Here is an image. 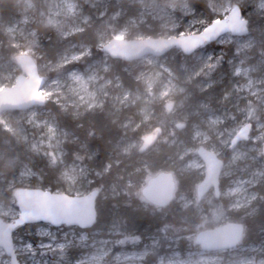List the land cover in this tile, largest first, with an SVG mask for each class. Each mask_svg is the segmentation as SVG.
Instances as JSON below:
<instances>
[{
    "label": "rangeland",
    "instance_id": "rangeland-1",
    "mask_svg": "<svg viewBox=\"0 0 264 264\" xmlns=\"http://www.w3.org/2000/svg\"><path fill=\"white\" fill-rule=\"evenodd\" d=\"M14 2L18 18L10 24H0L11 36L13 46H29L33 54H38L43 38L38 31L40 26L51 28L60 45L56 59H45L41 66L45 73L49 72L42 90L46 99L74 118L103 113L122 130L114 161L116 166L125 162L121 170L128 173L118 175L116 183L108 189L98 187L102 188L100 196L126 195L130 203L137 199L147 209L150 204L141 190L151 177L161 172L150 173L138 154L158 152L165 143L174 146L168 169L175 178L193 173L202 179L206 168L197 154L201 146L228 158L219 198H215L213 191L199 202L195 189L194 196L181 194L172 200L181 210L196 204L188 217L190 222H195L192 228L196 229L174 227V233L169 236L167 229L161 230L160 235H150L146 230L134 233L121 222L107 224L105 230L86 231L43 223L35 231L25 230L17 236L15 252L20 262L145 264L162 246V252L152 264H264V227L256 234V237L260 234L259 242L257 239L244 244L242 239L237 248L227 251H203L195 243L199 232L207 229L208 224L215 227L238 220L246 226L244 221L257 212L258 195L264 190L263 41L251 34L243 37L228 34L186 58H176L181 50L163 57L146 56L125 62L127 65L122 70L127 74L126 79L117 73L115 60L104 52L113 38L154 37L147 36L142 28L158 31L155 38L200 33L210 23L225 18L237 3L244 4L245 19L256 18L254 29L260 33L264 0ZM194 3L199 6H193ZM84 32H88L87 36L80 39L78 35ZM24 53L29 52L20 54ZM175 62H180L179 70L173 66ZM18 70L14 57L6 58L0 47V90L10 84L14 86L22 74ZM168 104L174 105L171 111ZM164 115L169 116V123L167 130L162 131L157 124L166 120ZM178 123L184 127L177 128ZM246 123L254 124L250 139L232 149L235 133ZM0 130L2 136L9 133L14 144L13 158H8L5 169L0 171V216L4 219L20 215L12 194L15 189L55 190L43 184V165L51 167L58 177L55 191L71 196L89 193L94 175H101L88 164L87 156L93 153L85 146H80L82 154L68 157L69 145L77 139L46 107L5 111L0 118ZM147 136H152L153 141L146 152H141ZM0 155L1 159L6 158ZM251 235L255 237L254 233ZM0 264H11L1 247Z\"/></svg>",
    "mask_w": 264,
    "mask_h": 264
},
{
    "label": "water",
    "instance_id": "water-1",
    "mask_svg": "<svg viewBox=\"0 0 264 264\" xmlns=\"http://www.w3.org/2000/svg\"><path fill=\"white\" fill-rule=\"evenodd\" d=\"M231 34L233 37L246 36L249 34L248 20L242 15L240 5L237 4L230 11L227 18L218 19L210 23L207 28L190 35L177 36L174 38H144V39H116L113 38L104 47L113 60L132 62L141 60L146 56L163 57L172 52L174 48L181 50L184 54L192 55L198 48L205 47L210 43H216L220 37ZM15 62L22 74L16 78L14 86L5 87L0 90V118L5 111H25L26 109L41 106L45 107L48 99L42 90L46 85L47 78L41 75L36 59L28 54L15 56ZM174 105L168 104V111ZM178 123L177 128H183ZM253 130L251 123H246L236 132L232 139V149L238 144L250 139ZM153 141L152 136H147L141 152ZM198 157L204 162L206 173L202 181L196 186L197 201L202 202L203 198L212 191L216 197L220 196V181L224 169V160L212 150L201 146L198 149ZM264 154V148H263ZM177 180L171 172H161L159 175L148 180L141 192L144 200L155 206L167 207L176 195ZM101 189L90 191L84 196H71L65 193H54L44 189H23L15 192L17 206L20 208V218L16 223L6 224L0 217V247L10 257L12 264L19 262L18 254L15 252V245L11 238V231L21 223H54L62 226H75L90 228L96 224L97 199ZM31 201V204H30ZM35 202V204H33ZM35 207L30 212L29 207ZM244 225L239 222H229L224 225L204 229L199 232L195 243L203 251L216 252L227 251L236 248L244 235ZM3 233L6 236H3Z\"/></svg>",
    "mask_w": 264,
    "mask_h": 264
},
{
    "label": "trees",
    "instance_id": "trees-1",
    "mask_svg": "<svg viewBox=\"0 0 264 264\" xmlns=\"http://www.w3.org/2000/svg\"><path fill=\"white\" fill-rule=\"evenodd\" d=\"M192 2V1H191ZM237 2V1H236ZM193 3V2H192ZM199 4V3H198ZM197 3L192 4L193 6H199ZM238 4V3H237ZM242 7V14L245 15L244 4H239ZM206 6V5H204ZM18 7L14 0H0V24H10L16 17L18 18L19 14H17ZM248 26H249V34L255 36L258 41H263L264 45V21H260L261 31H255L254 25L256 18L253 16L248 18ZM213 20H211L212 22ZM39 33L43 35L41 41V47L37 49L38 54H33L29 46L23 47H16L13 46V42L11 40V36L5 31L4 26H0V47L1 51L3 52L6 58L10 60L16 58V55H19L23 51L28 50V54L34 59H36L38 67L40 68L41 75L45 76L49 74V72H44L42 70V63L45 59L55 60L57 57V53L60 50V45L58 43V39L56 34L53 30L49 27H42L38 28ZM145 31V34L149 37H157L158 31L148 30L142 28ZM88 32H84L79 34V38H85ZM248 34V36H249ZM133 37V36H131ZM130 37V38H131ZM213 43L208 44L205 47L198 48L197 51L207 48L208 46H212ZM264 48V47H263ZM30 49V50H29ZM33 50V49H32ZM174 50H179L174 48ZM174 50L173 54H174ZM182 52V51H181ZM190 55L182 53H178L176 58L179 57H189ZM115 64V68L117 73L123 75V78L126 79L125 72H123L122 68L127 64L123 61L115 60L113 62ZM180 62L173 63V66L176 70H179ZM17 73H20L18 70ZM11 87V84H10ZM193 101V99H192ZM46 109L51 110L56 116L57 120L60 121L61 125L66 129L72 132L73 136L77 139L75 143H71L69 145V158L72 155H79V153H83L84 151L80 150V146H85L86 150L89 153H93L87 156V162L93 171L99 172L101 175H97L93 177V182L90 185L91 190H95L98 187H105L109 188L114 183H116L117 176H124L128 173H124L121 168L125 165V162L122 166H116L114 161L117 149L116 145L119 143L120 137L122 136V130L117 128L116 124H112L111 121L108 120L104 116V114H97V113H87L78 118H74L71 114L69 115L67 112L61 111L60 108H57L53 103L48 101L47 105L45 106ZM166 120L161 121V124H157L162 131L167 130L169 123L168 119L169 116L164 115ZM187 138L189 136L187 135ZM8 143V144H6ZM14 146L13 139L9 133H5V136L1 135L0 130V154L6 155L5 159H1L0 157V171L5 169V165L7 163V159L12 157L13 158V151L11 147ZM174 152V146H170L168 144H163L159 147L158 152H154L147 156L138 154L139 158L143 160L148 165L150 173H159L162 170L169 171L168 164H169V157ZM1 156V155H0ZM122 158V157H121ZM70 160V159H69ZM127 161V159H126ZM128 161L135 162L134 159H130ZM43 172L44 175V186L45 187H53L56 190L58 185H56V181L58 177H55L53 174V169L46 165H43ZM119 179V177H118ZM177 180V189H176V196H180L181 194L187 195H195L196 186L202 180L198 176H194L193 173L191 175H180L176 177ZM53 190V191H55ZM11 195V194H10ZM258 208L255 215L249 217L245 222L246 235L243 238V243L248 244L250 240H257L259 242L260 234L256 237L258 233V229L264 227V190H260V196L258 197ZM149 207L144 209L142 204L137 202V199H133L130 203L128 196L120 195L117 198H112L110 196L103 197L99 196L96 202L97 205V215H99L95 228L96 229H106L107 224H114V223H124L126 225L128 231L140 233L142 230H146L150 235H160L161 230L167 229L169 232V236L174 233V229H183L192 228V225L195 223L193 221L190 222L188 219L189 216H192L191 213L194 210L195 205L189 207L188 209L181 210L180 207L175 204V202H171V204L167 207H158L151 203H149ZM117 209V210H115ZM114 210V211H113ZM160 212V213H158ZM166 215V216H165ZM173 226V227H172ZM175 227V228H174ZM212 228L213 226L208 224L206 228ZM36 226H24L18 229L17 236L21 234V232L27 231H35ZM172 228V229H171ZM196 229L195 227L192 230ZM251 230V232H250ZM251 233H254L255 237L251 238ZM160 245V243H159ZM160 248L163 250L162 246ZM162 250H156L152 256L149 257L145 264H152L156 261L157 257H159Z\"/></svg>",
    "mask_w": 264,
    "mask_h": 264
},
{
    "label": "flooded vegetation",
    "instance_id": "flooded-vegetation-1",
    "mask_svg": "<svg viewBox=\"0 0 264 264\" xmlns=\"http://www.w3.org/2000/svg\"><path fill=\"white\" fill-rule=\"evenodd\" d=\"M241 8V12H242V7H240ZM227 15H229V13L227 14ZM243 15V14H242ZM225 18H227V16L225 17ZM253 125V128H254V124H252ZM253 131V130H252ZM151 144V143H150ZM149 144V145H150ZM148 145V146H149ZM148 146H147V149L144 151V152H146L147 150H148ZM238 146H239V144H238ZM231 148H232V146H231ZM236 148V147H235ZM263 148H264V146L262 147V154H263ZM198 152V151H197ZM264 155V154H263ZM219 156V155H218ZM221 157V156H220ZM223 160H224V169H223V172H222V176H223V173H224V170H225V165H226V163H227V160H228V158H226V157H224V156H222L221 157ZM160 172H167V173H169V171H166V170H162V171H160ZM159 172V173H160ZM206 173V172H205ZM205 175V174H204ZM203 175V176H204ZM222 176H221V181H220V189H221V193H220V196H221V194H222V187L224 186V180H223V178H222ZM153 177H155V176H153ZM152 178V177H151ZM175 178V177H174ZM203 178V177H202ZM202 181V180H201ZM200 181V182H201ZM20 188H23V189H27V190H30V189H37V188H35V187H30V188H27V187H19V188H17V189H15L14 191H13V198H15V192L17 191V190H19ZM39 189H44L45 190V188H43V187H41V188H39ZM48 191H51V192H53L52 190H48ZM213 192V191H212ZM54 193H58V192H54ZM215 193V192H214ZM88 194V193H87ZM210 194V193H209ZM100 196V195H99ZM98 196V197H99ZM219 196V197H220ZM260 196V192H259V195H258V197ZM219 197H216V195H215V198H219ZM175 198V197H174ZM15 200H16V207L18 208V206H17V199L15 198ZM216 200H218V199H216ZM146 201V200H145ZM147 202V201H146ZM219 202V201H218ZM148 203H150V202H148ZM30 204H31V201H30ZM33 204H35V202L33 203ZM33 204H32V207L30 208L29 207V211L30 212H32V211H34L35 210V207L33 206ZM257 208H258V204H257ZM19 209V212L21 213V210H20V208H18ZM1 217V216H0ZM98 217H99V215H98ZM2 218V220L6 223V224H10V223H16V221L20 218V215L17 217V218H15V219H10V220H7V219H4L3 217H1ZM229 222H239V223H242V222H240V221H238V220H236V221H229ZM229 222H226V223H229ZM225 223V224H226ZM40 223H29V222H24V223H21V225H16L15 226V228L11 231V238H12V241L14 242V245L16 246V243H17V240H16V238H17V232H18V229H20L21 227H24V226H32V225H34V226H37V225H39ZM43 224V223H42ZM42 224H40V225H42ZM44 224H49L50 226H52V227H56V228H61V227H64V226H66V227H73V228H75V227H77V228H79L80 230H83V231H86V230H93L94 228H95V224L94 225H92L90 228H86V230L84 229V228H82V227H80L79 225H75V226H68V225H66V224H64V225H62V226H59V225H56V224H54V223H44ZM243 224V223H242ZM221 225H224V224H221ZM244 225V224H243ZM217 226H220V225H217ZM244 235H245V226H244ZM244 235H243V237H244ZM3 236H6L4 233H3ZM243 239V238H242ZM241 242V241H240ZM237 248V247H236ZM231 250V249H230ZM5 254H6V252H5ZM6 256H7V254H6ZM8 257V256H7ZM9 259H10V257H8ZM18 259H19V256H18ZM19 262H20V259H19ZM10 263H11V259H10ZM12 264V263H11Z\"/></svg>",
    "mask_w": 264,
    "mask_h": 264
}]
</instances>
